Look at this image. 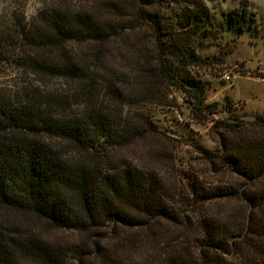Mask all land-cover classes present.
Here are the masks:
<instances>
[{"label": "trees", "instance_id": "obj_1", "mask_svg": "<svg viewBox=\"0 0 264 264\" xmlns=\"http://www.w3.org/2000/svg\"><path fill=\"white\" fill-rule=\"evenodd\" d=\"M133 1L154 49L130 75L96 80L122 17L0 10V78L39 77L0 86V264H264V119L206 104L192 72L224 62L200 54L206 40L256 36V14L245 5L217 17L191 0L167 26L153 9L161 0ZM72 45L88 47L75 55ZM53 80L69 90H49ZM173 92L194 120L212 121L214 149L170 137L148 113ZM181 145L196 158L180 161Z\"/></svg>", "mask_w": 264, "mask_h": 264}, {"label": "rangeland", "instance_id": "obj_2", "mask_svg": "<svg viewBox=\"0 0 264 264\" xmlns=\"http://www.w3.org/2000/svg\"><path fill=\"white\" fill-rule=\"evenodd\" d=\"M187 1L191 0H161L153 9L160 12L161 18L168 26L176 20L177 14L184 12ZM203 2L217 17H220L222 12L240 9L247 5L246 8L256 14L257 18L256 36L249 32L240 36L228 32L223 33L218 40H206V43L214 45L200 54L203 57L216 56L224 59V62L220 64L201 69L192 68V72L206 84V104L217 103L220 107L231 104L233 114L244 120L264 119V0H203ZM43 6L87 8L94 12L102 11L108 14L110 12L122 17L117 24L124 27L125 30L122 31L124 35L114 38L107 49H104L103 53L109 61L91 69L94 80L105 73L130 75L133 63L142 56V50L154 49L149 29L139 27L132 17L137 8L133 0H0L2 12L11 13L17 10L24 13L28 19H31ZM234 42H236V48L231 51ZM87 47L72 45L70 51L78 55L87 50ZM224 75H230L233 78V85L222 79ZM109 77L112 79L111 76ZM37 80H39L37 76H24L20 72L11 70L6 76L0 78V86H16L23 81H28L38 87ZM46 87L49 90H69L65 82L59 80L50 81ZM168 95L166 100L161 101L162 104L148 105L146 108L148 113L153 115L157 125L170 137L183 141L191 139L207 149H214L215 143L211 138L212 121L201 124L194 120L191 107L181 92ZM227 116V113H220L211 120L217 121ZM196 156L191 147L181 145L178 158L184 164Z\"/></svg>", "mask_w": 264, "mask_h": 264}, {"label": "built area", "instance_id": "obj_3", "mask_svg": "<svg viewBox=\"0 0 264 264\" xmlns=\"http://www.w3.org/2000/svg\"><path fill=\"white\" fill-rule=\"evenodd\" d=\"M222 79H223L226 83L230 82V84L233 85V82H232V79H233V78H232L230 75H224V76L222 77Z\"/></svg>", "mask_w": 264, "mask_h": 264}]
</instances>
